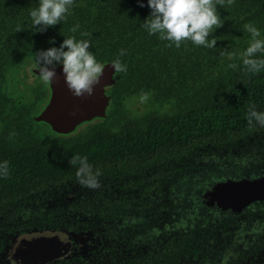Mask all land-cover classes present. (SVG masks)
I'll list each match as a JSON object with an SVG mask.
<instances>
[{
  "label": "trees",
  "instance_id": "obj_1",
  "mask_svg": "<svg viewBox=\"0 0 264 264\" xmlns=\"http://www.w3.org/2000/svg\"><path fill=\"white\" fill-rule=\"evenodd\" d=\"M38 6L0 0V161L9 164L0 264H24L13 258L17 242L44 233L70 242L46 264H264V202L237 213L206 196L219 182L264 175V127L247 119L252 108L264 112V70L248 73L241 59L245 24L264 38V0L218 4L213 48L149 35L147 0H74L43 32L30 16ZM69 37L89 40L103 66L118 58L127 71L107 88L106 118L59 135L35 120L51 91L32 68L36 52ZM142 97L139 113L132 106ZM74 156L99 169L98 188L78 183Z\"/></svg>",
  "mask_w": 264,
  "mask_h": 264
},
{
  "label": "clouds",
  "instance_id": "obj_2",
  "mask_svg": "<svg viewBox=\"0 0 264 264\" xmlns=\"http://www.w3.org/2000/svg\"><path fill=\"white\" fill-rule=\"evenodd\" d=\"M223 2L224 0H147V7L151 11L143 27L149 35L158 34L161 40L169 41V46L179 48L182 42L191 41L197 46L213 48L217 40L209 39V35L223 24L217 12V5ZM227 2L230 4L232 0ZM73 5L74 0H39L38 8L30 12L33 27L37 32H43L49 26L60 23L70 14ZM144 6V3L140 2V7ZM37 25L40 27L37 28ZM79 27L78 24L74 25L71 31L76 32ZM243 27L251 37L249 45L241 53L244 71L258 73L264 70V38H261L260 31L254 25L245 24ZM81 35L85 36L87 33L81 32ZM89 46L90 42L87 39L65 38L59 47L36 52L32 70L38 69L40 79L48 83L53 82L56 67L61 66L64 82L72 95L91 96L94 93V86L99 83L104 66L89 51ZM124 54L125 50L121 49L120 55ZM111 65L115 72L127 71V66L118 58L113 60ZM247 119L250 125L255 121L264 127V112L252 108ZM70 164L78 165L76 177L82 187L94 189L100 186L98 177L101 172L99 169L93 172L86 156H74ZM8 176V161H0V178Z\"/></svg>",
  "mask_w": 264,
  "mask_h": 264
},
{
  "label": "water",
  "instance_id": "obj_3",
  "mask_svg": "<svg viewBox=\"0 0 264 264\" xmlns=\"http://www.w3.org/2000/svg\"><path fill=\"white\" fill-rule=\"evenodd\" d=\"M32 71L38 76V69ZM115 73L111 64L105 65L93 95L75 97L64 82L61 66H57L56 77L53 82H48L51 91L49 102L35 117L36 122L46 123L56 134L69 135L84 123L106 118L111 102L107 88L115 84ZM206 196L210 206L217 205L223 211L240 213L256 202H264V175L253 180L244 178L219 182ZM62 243L67 246L64 254L58 253L65 246ZM23 245L28 249L32 247V253L39 254L33 262L22 259ZM69 247V240L61 233L27 235L17 242L13 258L24 264H46L66 255ZM18 256L23 257L20 259Z\"/></svg>",
  "mask_w": 264,
  "mask_h": 264
},
{
  "label": "rangeland",
  "instance_id": "obj_4",
  "mask_svg": "<svg viewBox=\"0 0 264 264\" xmlns=\"http://www.w3.org/2000/svg\"><path fill=\"white\" fill-rule=\"evenodd\" d=\"M32 73H33V71H32ZM29 76H30V78L32 79L33 77H31V75L29 74ZM146 102H145V99H137L135 102H134V104H133V106H132V108H134V109H136L137 111H139V113H141V112H143L144 110H145V107H146ZM79 129V128H78ZM77 129V130H78ZM76 130V131H77ZM63 245H65V246H62V248H60V250H59V252L58 253H60L61 252V254H64L65 252H66V244L65 243H62ZM32 247L30 248V249H28V248H25L24 247V245H23V251H24V257L22 258L21 256H18L20 259L22 258V259H24V260H26L27 262H33L34 261V259H36V258H34V257H37V256H39V254H35V252L33 251V253H32ZM33 254H35V255H33ZM60 254V255H61ZM17 261V260H16ZM20 262V261H19ZM14 264H16V263H14Z\"/></svg>",
  "mask_w": 264,
  "mask_h": 264
},
{
  "label": "flooded vegetation",
  "instance_id": "obj_5",
  "mask_svg": "<svg viewBox=\"0 0 264 264\" xmlns=\"http://www.w3.org/2000/svg\"><path fill=\"white\" fill-rule=\"evenodd\" d=\"M81 243H83V241H81Z\"/></svg>",
  "mask_w": 264,
  "mask_h": 264
}]
</instances>
